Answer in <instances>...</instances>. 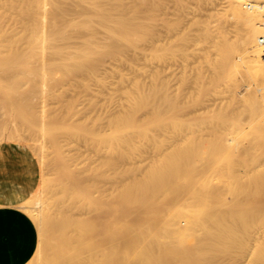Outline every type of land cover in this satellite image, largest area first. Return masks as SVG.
<instances>
[{
	"label": "bare ground",
	"instance_id": "1",
	"mask_svg": "<svg viewBox=\"0 0 264 264\" xmlns=\"http://www.w3.org/2000/svg\"><path fill=\"white\" fill-rule=\"evenodd\" d=\"M4 1L5 3L7 2L8 7L11 5V3H9L11 0H2L3 3H1L3 6ZM31 1L28 2L26 6L33 5L34 7H31L32 10L28 8L29 11L27 10L26 14L19 8L20 6L17 5L19 8L17 13H23H19L21 15L17 17L13 14L10 18L13 19V23H15L14 20L20 17L19 20L16 19V21L18 20V22L21 23L20 25L18 23L17 26L25 29L21 30L24 35H19L21 33L17 31L16 33H18V35L14 32L15 38L11 39L10 36L9 38L7 37L9 33L8 30L0 29V36H2L0 39V46L11 47V45H21L23 54L20 53L21 57L19 60H23L22 62H24L25 65L26 63L32 65V63L27 61L32 60L33 55L30 56L31 50H34V55L39 52L35 56L37 59H39L38 55L40 52L42 54L44 53V57L47 53L48 55L46 57L52 54V56H50L51 60L49 58L44 59L50 60L49 62L46 60L48 63L54 61L53 63H56V67L54 66V68L57 69L53 68L54 64L51 66L44 64L47 66L44 67L46 71L43 69L44 73H46L44 76H46L47 73L49 75L46 76L47 78L43 77L46 79L43 82L44 86L39 85L38 88H45L47 86H45V84H49L52 80H58V82L62 84H60L62 87L60 90L62 91L64 88L63 91L68 89V92L71 89L69 88V81L67 82L65 78L63 80L67 83H63L64 81H62V78L66 77L65 75L67 74L65 73L71 74L70 71L77 73V71H75L76 68L80 74L79 76L72 75L71 78H74L75 81H73L75 83L76 80H80L81 82H79L82 85L87 77H91L90 80L93 79L92 77H95L96 80H100V72H98L100 69L98 70L97 66H99V68L101 66V68L105 70L107 67H110L107 68V70L110 71L111 66L112 68L118 66V64L113 66L109 62L110 60L113 59L115 61L113 62L112 60V63L122 60L125 61L132 43L140 39L143 33V16H133V12L136 11V14L138 12L137 7L133 6V9L129 8L130 6L126 3V0H74L75 2L70 0L71 3L74 2L72 5H70L71 3L69 0H65V2L64 0ZM14 2H16V4L17 2L20 3V1L16 0H14ZM68 2L70 4H68ZM1 3V9L5 10L4 8H6V6L3 8ZM20 5H22V3H20ZM41 5L45 8L47 15L43 14L45 10L40 9ZM229 5L233 8L241 22L242 32L240 34V40H242L244 49L240 56L243 63H245L248 69L255 71L259 70L264 73V0H229ZM21 7L22 9L24 8L23 5ZM139 8L140 7H138V10ZM69 15L71 17H69ZM7 16L9 15L5 11L2 12V10H0V19L3 18L6 20L5 18ZM3 19L0 21V26L4 22ZM10 19H8V21L6 20L5 23H7V25L12 24V22L10 23ZM20 28L18 29L20 30ZM11 29L16 30L15 28H10V30ZM26 31L28 32L25 33ZM99 34L102 35L99 36ZM23 41L24 43H22ZM17 48L19 50V47ZM26 48V52H28L27 54H29L30 57L25 53ZM0 50V56L2 55L1 57H5V49ZM49 51L51 52L50 55ZM14 52V56L16 54L17 56L19 55L16 53L18 52L17 50ZM42 54L41 56H43ZM102 54H108V56H110V60H107L108 65L111 64L110 66H103L104 64L106 66L107 63H105V55L104 62ZM1 57L0 59H4V61L0 60V64L13 60L11 55H9L10 60H5L6 57ZM24 57L28 59H24ZM99 58H102L103 61H100L101 65L98 64ZM43 60H40V62ZM9 62L7 64H9ZM16 62L18 61H14V64L12 63L14 68L18 67L20 69L21 66L23 67V65H20V67L16 65ZM66 62L71 63L66 67ZM57 63L61 67L63 66L64 72L61 71L62 74L64 73L65 75L59 74L61 72H59L60 69ZM12 64L10 63V65H8L10 66L9 68H11ZM35 64L34 62L33 65L37 67ZM40 64H42V62ZM40 64L38 62V65ZM96 64L98 65L96 66ZM8 66L5 64L6 68ZM92 66H96V68L94 69ZM1 67L3 69V66ZM30 67L26 65L25 70L29 68L35 73L34 68L38 69V72L41 66L38 68ZM50 67L52 70L48 69ZM89 67L93 69H89ZM29 69L27 70L28 72ZM47 69L50 73L55 70L56 75L55 72L51 75ZM80 69L82 73L79 72ZM116 69H118V67H116ZM56 70H58L59 73ZM114 70L111 69V72H114ZM119 70H117V72ZM21 71H24V68H22ZM13 72L14 71H11V73ZM39 72L43 73V71ZM117 72L115 71L114 73ZM86 73L87 76H85ZM5 74L6 73H4V75ZM36 74L37 73L34 75L32 73L31 77L40 78V80H42V76L40 77ZM4 75L2 74V77ZM53 75L62 76V78L59 79L57 77V79L55 76L52 78ZM80 75H82V77L78 79ZM49 76L52 79L49 80ZM31 77L29 76V78L33 80ZM4 80H6L4 85L8 84V79ZM1 81H3V79ZM56 81H53L55 85H59ZM53 82L51 85H54ZM33 83L34 80L30 82L29 85H31L34 90V88H36L35 86L38 85H36L35 81L34 86H32ZM15 85H18L17 82ZM55 85L52 87L54 90L57 87H55ZM73 85L71 84L70 87H74L77 83ZM172 85L176 87L172 89V87H174ZM233 85L227 87V90H229L228 92L233 91L234 93V89L238 92V89L241 88V86H237L238 84ZM3 86L0 85V88ZM24 86H21V88L23 89ZM63 86H68V88L65 89ZM25 88L28 93L32 90L29 86ZM28 88H30V90ZM247 88H249V86H247ZM46 89L42 90L46 91V93L49 92ZM4 90L5 88L3 87L1 91L4 92ZM56 90L59 91L58 88ZM180 90V86H177L176 83H171L170 85L168 81L163 82L162 107L164 110L162 115H157L153 119V123L156 124V127H161L160 125L163 119L169 115L171 119L174 120L172 123L173 127L178 125L179 121L176 113H178L186 103V99L183 101L180 98L183 94ZM10 91H8L9 93H5L7 95L9 94V97L11 96ZM40 91L37 93L39 94ZM61 91H59V94L63 92ZM240 91L242 90L240 89ZM20 92L19 94L21 95ZM237 92H235L234 95L238 98ZM2 93L1 95L3 96ZM37 93H35V95H37ZM241 93L238 92V95ZM16 94L17 92H15V96ZM53 94L54 98H57V95H59L57 92H53ZM62 94L64 95V93ZM62 94L59 96L61 97ZM26 95L27 98L31 100L32 95L30 97H28V94H25V96ZM41 95L42 93L40 94V98ZM53 96L50 97L53 98ZM9 97L5 98L8 100ZM60 97L58 101L62 99ZM1 98L3 99V97ZM45 99L47 98L45 97ZM77 99L80 100V98H76L75 100L77 102ZM242 99L244 100L242 109L233 114L231 118L220 116L211 122L210 120L206 121L208 117L205 113L209 112V110L206 111V107H200L201 110L205 108L202 111H200L199 108H193L194 112H196L193 116V125H196V129L199 128L197 131H200L201 134L204 131H207L206 133L209 134L208 137L205 132V135H200L201 141L209 142V140H213L218 144L225 145L227 149H229L228 147H230V144H234L235 140V144H237L239 140L235 139L234 135L233 137H231L232 135L230 137L228 135L219 137L217 135L218 131H221L223 128H230V132L241 130L244 128L243 114L246 112L250 113L252 115V121V117H254L257 122L256 125H253L255 128L253 131L254 135L248 142L250 148L246 149L247 151L250 149L256 151L254 156L255 166L251 171L241 172L240 168L236 169L235 165L231 167L232 169L229 172L226 170L224 171V164L222 163L224 158H219L218 155L220 151H217L216 156L220 160L218 161V172L215 177H143L142 179H135V181L118 182V184H114L110 187L109 192L104 195L102 201L103 205H101V199L98 194L99 189L95 184L91 183L89 177L95 174V166L83 158L76 163V161H74L75 159L73 160L72 157L75 163V165L72 166H76L79 176L75 174L76 177H74V174L72 175V183L71 185L65 186L63 190L65 195L62 196L63 198H60L58 195L60 194L59 189L56 184H53L54 181L50 179L52 183L50 182L51 184L49 185L46 182V185H49L45 186L47 187L46 189H43L42 186L39 185L27 200L18 205L35 224L38 225L39 223V238L36 251L41 257L38 260V264H55V262H57V264H264V84L258 85L253 92H248ZM24 100L20 101L22 104L18 103V105L20 104L23 108L25 106L23 103L27 102L28 99H26V101ZM75 100L70 101V99H67V112L64 111L65 114L61 113L53 116L50 114L48 116L46 114L48 113V104H45L43 100L41 102L42 105L44 103L43 106L41 105V120H39L40 122H35V117L32 116L34 122L38 124L36 126L30 124V132L41 134L40 136H42L44 140L46 139V141L50 142V145H56V143L60 141V134L67 135L72 143L73 140L76 139L75 137H80L83 132L87 131V127L90 125V123L79 119L80 117L78 114L82 113L80 112L82 109L77 106L78 103H76ZM0 102H2L1 106L5 103L4 100ZM59 102L62 103L61 100ZM8 103L10 104V102ZM60 105L61 104L58 106L60 107ZM23 108L21 110L22 112L24 111ZM82 108L84 109V107ZM4 109H6V106H4L3 110ZM16 110H18V107ZM49 111L51 112V110ZM22 114L20 115L22 116ZM131 115L132 112L129 110V107L125 105L122 106L120 113L109 115L107 121L109 128L112 130H123L135 124L131 122ZM161 116H163V118ZM36 119L40 118L37 117ZM15 123L16 125L19 124L18 122ZM146 124L150 126V120L147 119ZM18 126H16V129L18 128L19 131L17 130L15 133H13V130V132H11L12 128L6 130L5 128L7 127H5L4 131L0 133V139L3 135L7 138L10 134L12 135V139H8L16 140V138H21L23 135L17 136L15 139V136H13V134L18 133L25 134L24 131L26 130L22 128L24 130L21 131ZM5 131L11 133H5ZM29 134L28 132L27 135L30 136ZM26 137L21 140L29 139V137ZM31 138L32 137H30V142ZM36 139L33 137L32 141ZM34 141L33 143L31 142L32 147L35 145V148L33 147L34 150L38 149V155H40L41 152L42 158L44 157L45 159V161H43V159L41 160L46 162L47 156L45 152L47 151L44 148L43 141L41 142L42 146L41 144L39 146L40 152L39 148H36V146L38 147L37 143ZM66 142L65 140V143ZM74 142H76V140H74ZM74 146L75 145H73V147ZM72 156L75 155L72 154ZM76 158L78 160L80 159L78 157ZM250 158L251 157L246 156L243 160L246 167L251 164ZM73 161H69L68 159L67 162L73 163ZM60 162V166H62L63 160ZM68 163L66 165H69ZM63 168L66 167L63 166ZM63 168H61V170ZM69 168L70 167L67 166V169ZM75 172L77 171L75 170L72 173ZM67 174L68 173H66V175ZM69 174H71V172H69ZM65 181L68 182V179ZM164 183H167V185L170 184L171 186L162 188ZM172 184H174L175 187L172 186ZM159 185L161 188H159ZM170 187L175 188L176 200H180L183 194L190 195L186 202H183L184 204L166 202V198L170 197L172 194ZM46 190V194L49 193L48 197L44 194ZM62 194L63 193L60 195ZM85 197L86 202L83 203L82 199ZM32 198L35 200L34 204L30 203ZM163 200H165V202H163ZM44 202L46 203L45 205H43ZM62 204L63 208H61ZM58 215L60 220L56 218ZM13 217L16 218L17 216ZM19 219L21 218L19 217ZM7 259L9 260V258ZM57 260H60V262Z\"/></svg>",
	"mask_w": 264,
	"mask_h": 264
},
{
	"label": "rangeland",
	"instance_id": "2",
	"mask_svg": "<svg viewBox=\"0 0 264 264\" xmlns=\"http://www.w3.org/2000/svg\"><path fill=\"white\" fill-rule=\"evenodd\" d=\"M16 1H20L24 8L22 9V5H20V3L18 2L16 4L14 0L13 3L12 0L11 2H9L11 3L9 8L7 2L5 3L4 1L3 6V2L2 0H0V3L2 2L1 5L3 6V8L6 6V8L8 9L7 11L6 8H4L5 10H3L0 7V10H2V12L5 11L9 15L5 18L7 21L13 16V14H15V16L17 17L18 15H21L19 13H26L28 8H30L29 10H32L31 7H34L33 5H28L29 7L26 6V4H28V2H30L31 0ZM126 1V3L130 6L129 8L133 9L134 7H137L138 12L137 14L136 11L133 12V16H143L144 18V28L140 39H137L132 43V46L130 47L127 54V59L125 61L122 60L116 63H112L113 59L110 60V56H108V54H104L106 57L105 62L104 55L102 54L105 63H107V60L109 59L110 61H108L113 66H116L115 64H118V66H116L118 67V69H116V67L112 68L111 66L112 70L115 69L114 72H117V70L119 69L120 70L117 73H114L112 71V73L111 69L110 71L107 70V68H110L107 66L111 65H108V63L106 66L105 64L103 65L104 67H107L106 70L104 68H101V66L99 68V66L97 65H101L100 61H102V58H99L100 60L99 62L97 61L98 64H96V66L98 70L100 69L98 71L101 75H99L100 80H96L95 77H92L93 79L90 80L91 77H87L84 84L81 85V81L79 80V82L76 80L77 85H75V80L71 77L72 75L79 76L80 73H78L77 68L74 69L75 71H77L78 75L77 73L70 71L71 74L65 73L67 74L65 75L63 73L66 76L63 78L62 76H55V70L50 73L48 69H52L51 67L48 68L47 71L51 75L55 72V75H53L52 78L54 76L55 78H62V81H64L63 83H67L69 81V88L71 89L67 92L68 86H63L67 90L63 91V88L62 92L60 90L62 89V87L60 86L61 83H59L58 80H52V82L56 81L59 84L55 85V83L53 82L55 87L57 86L55 90L58 88L59 91L64 93V95L66 94L65 96L62 93L59 94V91L56 90V92L59 95L62 94V96L60 97L56 94L58 97L54 98L53 95L55 94H53V92H56L54 88H52L54 87V85H51L52 82H50L49 84H45V86L47 85L50 88L47 86L45 88H38L39 85L42 86L44 84V80H46L43 77L47 78L46 76L49 75L47 73V75L44 76L46 74L44 73V70L46 69H44V67H47L45 65L48 64L51 66L54 64V61L48 63L51 60L50 56H52L50 51L49 55H51L49 57H46L48 53L44 57V53L42 54L40 52V54L38 55L39 59H37L35 56L39 52L35 53L34 55V50H31L30 56L33 55V61L27 60L29 61V63H32V65L26 63L28 67H30V65L33 68L36 67L33 65L34 62L36 63L35 65H37L36 68L41 66L39 68V71H43V73H40L38 71V74V69L34 68L35 73H37L36 75L40 77L42 76V80H40V78L31 77L32 73L35 75L34 71L29 68L25 70V63L22 62L23 60H19V58L21 57L20 55L23 54V48L21 47V45H11V47L0 46V49H5L6 53L4 52V54L6 58L3 56L5 60L9 59V55L13 57L12 61L10 59V62L6 61L7 63L9 62V64H0V79H3V81L0 80V85L3 86L6 82V80L4 79H8V84H6L7 88L6 85L3 86L5 88L4 92L1 91L3 87L0 88V95L3 92V96L1 95L0 99L4 100V102L6 103V105L4 103V105L1 106L2 102H0V133L4 131L5 127H7L5 128L6 130H10L12 128L11 132L14 131L13 133H15V131L18 130V128L16 129V126L18 125L21 131H23L24 129L26 130L24 131L26 135L19 133L13 134V136H15L14 139L17 136L25 135L24 137L22 136L19 139L16 138V140H11V132L9 133V131H5V133H9L11 137L8 134L9 137L5 138L6 136L2 134L4 138L2 136L3 139L1 138L2 140L0 139V141H17L27 145L30 149H32V151L38 158L39 165L41 168V179L39 185H41L43 189H46L47 187L45 186H49L52 181H54L53 184H56L57 188L59 189V193H63L62 195L58 194L60 198H63L62 196L65 195L63 192L65 186L71 185L73 180L72 175L74 174V177L78 175V170L76 169V166H72L75 165L74 161H76L77 163L82 158L85 159L87 162L91 163L96 168L95 174L90 175L89 177L91 179V183L95 184L99 189L98 194L101 199V205H103L102 201L104 195L109 192L110 187H112L114 184H118V182L123 183L126 181H135V179H142L143 177H215L217 176L218 172V161L221 157L224 158V160L222 159V163L224 164V171L226 170L229 172L232 169L231 167L233 165L236 166V169L240 168L241 172L249 170L251 171L255 166L254 156L256 151L254 149H250L249 151H247L246 149L250 148L248 142L249 139L252 138L254 135L253 131L255 128L253 127V125H256L257 122L255 121L254 117H252V121V115L250 113L246 112L243 114L244 128H242L241 130H238L237 132H230V128H223L221 129V131H218L217 135L219 137H225L226 135H228L229 137L232 135L231 137H233L234 135L235 139L239 140V143L237 144H235V140V145L230 144L232 143L230 142V147H228L229 149H227L225 145L218 144L213 140H209V142L201 141L200 135H205L207 131H204L205 133L203 132L201 134L200 131H197V129L199 128L196 129V125H193V116L196 113L194 112L193 108H199L200 111H202L205 108L201 110L200 107H206V111L209 110V112L205 113L208 117L206 121L210 120L211 122L212 120L220 116L231 118L233 114L237 113V111L242 109L244 104V100L242 99L243 96L245 97L250 91L253 92V90L257 88L258 85L264 84V73L259 70L255 71L248 69V67L245 65V63H243L241 59L240 55L242 54L244 49L242 40H240V34L242 32V28L240 25L241 22L237 14L234 12L233 8H231V6L229 5V0ZM70 3L68 2V4ZM73 3H71L70 5H72ZM17 5L20 6L19 8L23 12L17 13L19 11ZM42 7L43 6L41 5L40 9L45 10V8ZM138 7H140L139 10L142 13L138 10ZM46 13L47 12L45 10L43 14L47 15ZM69 17L71 16L69 15ZM16 19L19 20L20 17ZM16 19L14 20L16 24L13 23V19H10V23L12 22V24L10 25H7V23H5L6 20L3 19L4 22L0 26L1 30H8V38L9 36L11 37V39L15 38L14 34L17 31L21 33L19 35H24L22 34L23 31L21 32L23 28L17 26L19 22L18 20L16 21ZM20 24L21 23H19V25ZM5 25H7L8 27ZM10 28H15L16 30H10ZM18 28H20V30ZM27 32L28 31H26L25 33ZM16 34L18 35V33ZM100 35L102 34H99V36ZM1 37L2 36H0V39ZM22 43H24V41ZM17 47H19V50ZM20 47L22 48V50ZM10 48H13L14 51L17 50L18 52L16 53H18L19 55L17 56L16 54L14 56L15 52L13 51V49L11 50ZM26 50L27 48L25 49V53L27 54L28 52H26ZM41 54L43 56H41ZM27 55L29 56V54ZM25 58L28 59L27 57H24V59ZM35 58L37 59V61ZM44 58H49L50 60L48 61V59H46L48 61L46 62ZM40 60H43L41 61L42 64H40ZM1 61H4V59ZM14 61L19 62L15 63L16 65H19V67L20 65H23V67L21 66L20 69L22 70V68H24V71H21L18 67L14 68ZM38 62L40 65H38ZM113 62L115 61L113 60ZM10 63H13V66L11 65V68H9L10 66H8L10 65ZM70 63L66 62L65 66H69ZM5 64L8 66L7 68L5 67ZM55 64L53 65V68ZM1 66H3V69ZM57 66L60 69L59 72L61 73L58 72L59 69L56 71L61 75L62 71L64 72V68H62L63 66L61 67L58 63ZM96 66L92 67L95 69ZM92 67H89V69H93ZM28 69L29 72L27 71ZM80 70L79 72L82 73V70ZM11 71L14 72L11 73ZM2 72L6 73V77ZM24 72L26 75L24 74ZM22 73L26 77H22ZM2 74L4 75L3 77ZM29 76L34 80V83L36 81V85H38L35 86L36 88H34V90L37 89L35 91L31 87V85H29L30 82H33V80L29 78ZM85 76H87V73L85 74ZM81 77L82 75H80L78 79H81ZM52 78H50L49 76L48 79L50 80ZM63 79H65L67 82H65V80ZM39 81H41L42 83ZM164 81L170 82V85L171 83H176L177 86H180V91L183 92L180 98L183 101L186 99L184 107H182L181 110L176 113L177 119L179 121L176 127H173L172 123L174 122V120L171 119L170 115L163 119L160 125L161 127H156V124L153 123V119L157 115L163 114L164 109L162 107V85ZM16 82L18 85H15ZM34 83L32 86H34ZM71 84H74L75 86L73 85L74 87H70ZM233 84H238L237 86H241L240 89L242 91L238 89V92H242L240 95H238V92L234 89V93L237 92L238 98L234 95L233 91L228 92L229 90H227V87ZM26 85L32 89V92L29 91L30 93H28V91L25 90V87H27ZM21 86H24L23 89L26 93L21 88ZM172 86H174L172 87V89L176 87L175 85ZM247 86H249L250 89L247 88ZM30 88L28 89L30 90ZM38 89H40L41 91ZM42 89H46L50 93L47 92V94L46 91H43ZM8 91H10V97L9 94H5L9 93ZM38 91L42 93L41 98V93L39 92L38 94ZM15 92H17V97L15 96ZM19 92L21 93V95L19 94ZM24 93L28 94V97L32 95L31 100H29V98H27V95L25 96ZM35 93H37L38 96L35 95ZM36 96L40 99V101ZM50 96H53V98ZM1 97H3V99ZM5 97H9V101ZM45 97L47 99H45ZM59 97L62 98L60 99L62 103L59 102L60 100L58 101ZM76 98H80V100L77 99V102L75 100ZM26 99L28 100L27 102H24L25 104L23 103V105H25L24 108L20 104L18 105V103H21L20 101H26ZM63 99L64 101L66 100L65 103ZM67 99H70V101L75 100V102L78 103L77 106L82 109L80 110V112L82 113L78 114L80 117L79 119L90 123L89 127H87L86 132H83L80 137L78 135V137H75L76 139L74 140H76V142H74L73 140V145H75L74 147L72 145L73 142H70L71 140L68 138L67 135L60 134V141L56 143V145H50L51 143L46 141V139L44 140L42 136H40L41 134L39 135L37 132H32L34 133L32 134L30 132L31 125L36 126L38 123L36 124L35 122H40L39 120H41V109L44 103L48 104V113L46 114L48 116L49 114L53 116L55 114L64 113V111L67 112ZM43 100L44 103L42 105L41 102ZM45 100L48 101L46 102ZM8 102H10V104ZM15 103L16 106L18 105V110H16L17 107L15 106ZM59 104H61V108L58 106ZM124 105L129 107V110L132 112L130 118L131 122L135 124L130 125L128 128H125L123 130L110 129L107 122L109 119V115L120 113L122 110V106ZM4 106H6V109L3 110ZM21 107L24 109L23 112L21 111ZM82 107H84V109ZM56 109H58L60 112ZM49 110H51V112ZM20 114H22V116ZM32 116L35 117V122ZM37 117L40 119H36ZM161 117L163 118V116ZM147 119L150 120V126L146 124ZM15 122H18L19 124L17 123L18 125H16ZM11 124L13 125V127ZM28 132L30 133V136L27 135ZM33 135H35L36 137ZM26 136L29 137V139ZM206 136L208 137L209 134L206 133ZM25 137L27 139L21 140ZM30 137H32V143L34 141H32L33 137L34 139L37 138V141L35 140L34 142L37 143L38 147L36 146V148H39V152L40 144L42 146L43 143V145L45 146L44 148L47 151L45 152L47 156L46 162H43L45 161V159L44 157L42 158V153L40 152V155H38V149H36L37 152L36 150H34V144V148L32 147ZM65 140L67 141L66 143ZM56 146L60 148H57ZM70 151L75 156H72ZM217 151H220V154L218 155L219 158L216 156ZM54 153H56L57 155ZM246 156L251 157V164L248 167H246L243 162ZM72 157L73 160L75 159L74 161L72 160ZM76 157L80 159L78 160ZM41 159H43V161ZM68 159L69 161H73V163H68ZM62 160L63 164L62 166H60V161ZM67 163L69 165H66ZM63 166L66 168H63ZM67 166L70 168L67 169ZM60 167L63 169L61 170ZM73 170H76L77 172L72 173L74 172ZM68 171L71 172V174H69ZM66 173H68L67 175L69 176H67ZM50 179H52V181ZM67 179L68 182L65 181ZM64 181L66 184L64 183ZM46 182L49 185H46ZM167 186L171 185H167V183H164V186L162 188H165ZM172 186L175 187L174 184H172ZM159 188H161L160 185ZM170 188L172 190V194L170 195V197L166 198V202L168 203L182 204L183 202L185 203L190 196L189 194H183L180 200H176L175 188ZM46 193L47 190L44 192V194L46 195V197H48L49 193ZM82 201L83 203H85L86 197L83 198ZM163 202H165V200H163ZM30 203H35L34 198L30 200ZM45 204L46 203L44 202L43 205ZM61 208H63V204ZM58 217L59 215L56 218L60 220V218ZM40 257L41 255H39L36 251L27 264H38V260ZM57 261L60 262V260ZM55 264H57V262H55Z\"/></svg>",
	"mask_w": 264,
	"mask_h": 264
},
{
	"label": "crops",
	"instance_id": "3",
	"mask_svg": "<svg viewBox=\"0 0 264 264\" xmlns=\"http://www.w3.org/2000/svg\"><path fill=\"white\" fill-rule=\"evenodd\" d=\"M40 179L32 149L17 141H0V264H27L37 250L38 227L18 205L32 195Z\"/></svg>",
	"mask_w": 264,
	"mask_h": 264
}]
</instances>
